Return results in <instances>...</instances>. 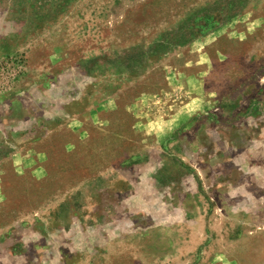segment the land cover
<instances>
[{"label":"rangeland","instance_id":"obj_1","mask_svg":"<svg viewBox=\"0 0 264 264\" xmlns=\"http://www.w3.org/2000/svg\"><path fill=\"white\" fill-rule=\"evenodd\" d=\"M214 259L264 264V0H0V264Z\"/></svg>","mask_w":264,"mask_h":264},{"label":"crops","instance_id":"obj_2","mask_svg":"<svg viewBox=\"0 0 264 264\" xmlns=\"http://www.w3.org/2000/svg\"><path fill=\"white\" fill-rule=\"evenodd\" d=\"M214 261V262H213ZM210 264H217V263H219V262H221V263H223L222 262V260H213ZM228 263H230V264H237V263H235V261H233V260H228Z\"/></svg>","mask_w":264,"mask_h":264}]
</instances>
